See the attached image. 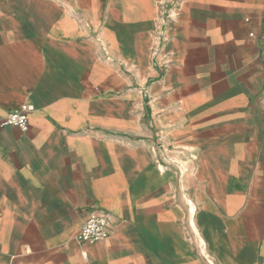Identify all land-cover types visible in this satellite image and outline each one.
<instances>
[{"label":"crops","instance_id":"crops-1","mask_svg":"<svg viewBox=\"0 0 264 264\" xmlns=\"http://www.w3.org/2000/svg\"><path fill=\"white\" fill-rule=\"evenodd\" d=\"M263 32L264 0H0V264H264Z\"/></svg>","mask_w":264,"mask_h":264},{"label":"built area","instance_id":"built-area-1","mask_svg":"<svg viewBox=\"0 0 264 264\" xmlns=\"http://www.w3.org/2000/svg\"><path fill=\"white\" fill-rule=\"evenodd\" d=\"M254 37V34H251ZM264 44V32L260 35ZM35 111L33 104H24L20 109L9 112L2 122V126L18 128L27 133L30 130V116ZM111 236V225L109 215L104 210L93 211L88 220L82 225L77 236L79 244L96 245L108 240ZM87 256L84 255V258Z\"/></svg>","mask_w":264,"mask_h":264}]
</instances>
